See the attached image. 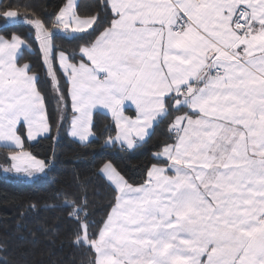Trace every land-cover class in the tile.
I'll return each mask as SVG.
<instances>
[{"label":"snow or ice","instance_id":"6c2138e0","mask_svg":"<svg viewBox=\"0 0 264 264\" xmlns=\"http://www.w3.org/2000/svg\"><path fill=\"white\" fill-rule=\"evenodd\" d=\"M12 7L0 2V18L28 26L43 75L25 58L33 42L0 28V171L47 176L55 152L26 144L62 133L134 154L163 128L140 180L111 161L96 169L110 197L99 218L91 178L52 194L80 264H264V0ZM11 243L0 236V264H24Z\"/></svg>","mask_w":264,"mask_h":264},{"label":"trees","instance_id":"16d2710c","mask_svg":"<svg viewBox=\"0 0 264 264\" xmlns=\"http://www.w3.org/2000/svg\"><path fill=\"white\" fill-rule=\"evenodd\" d=\"M3 4H10V10L23 11L22 6L31 4L35 6L38 14L50 13L55 10L62 0H0ZM83 4H92L94 0H81ZM2 19V18H0ZM7 31L22 34L33 42L32 50L25 51V58L31 61L38 72L43 75L41 55L38 42L33 41V33L23 22L16 25L0 27ZM59 44L69 47L67 41L59 40ZM55 101L50 107L54 108ZM109 121L101 117L98 128L102 132ZM165 139L163 128L157 130L152 141L137 153L117 152L114 149H104L99 143L91 147H84L75 142L67 133L53 143L43 140L40 143L27 145L38 159H49L55 152V161L48 175L39 180L24 179L0 171V236H9L12 243L9 245L7 258L23 261L24 264H80L83 258L80 251L71 244V234L68 221L59 208L52 207L57 203L52 199L56 189L75 184L79 180L91 178L93 188L89 192L99 193L93 196L98 209L96 217L103 215L110 197L103 182H98L94 175L96 169L103 162L111 161L118 169L127 173L134 180H140L145 167L152 162V154L157 150L156 145ZM4 161L0 159V164ZM29 203H37L40 208L37 212H29L26 218L21 219ZM35 233V236L30 235ZM25 237L22 242L19 237ZM5 254L0 252V257Z\"/></svg>","mask_w":264,"mask_h":264},{"label":"rangeland","instance_id":"374dc122","mask_svg":"<svg viewBox=\"0 0 264 264\" xmlns=\"http://www.w3.org/2000/svg\"><path fill=\"white\" fill-rule=\"evenodd\" d=\"M22 22V21H21ZM21 22H18V23H21ZM6 24H5V22H4V19H0V27H3V26H5ZM24 179H26V178H24Z\"/></svg>","mask_w":264,"mask_h":264},{"label":"crops","instance_id":"0c3cea01","mask_svg":"<svg viewBox=\"0 0 264 264\" xmlns=\"http://www.w3.org/2000/svg\"><path fill=\"white\" fill-rule=\"evenodd\" d=\"M134 109H129L128 114L131 115ZM73 139V138H72ZM74 140V139H73ZM76 142V141H75Z\"/></svg>","mask_w":264,"mask_h":264}]
</instances>
